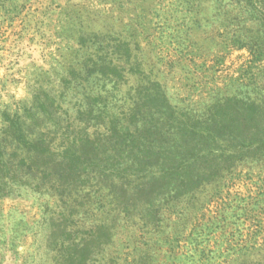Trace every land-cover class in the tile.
<instances>
[{
	"label": "rangeland",
	"instance_id": "374dc122",
	"mask_svg": "<svg viewBox=\"0 0 264 264\" xmlns=\"http://www.w3.org/2000/svg\"><path fill=\"white\" fill-rule=\"evenodd\" d=\"M0 264H264V0H0Z\"/></svg>",
	"mask_w": 264,
	"mask_h": 264
},
{
	"label": "trees",
	"instance_id": "16d2710c",
	"mask_svg": "<svg viewBox=\"0 0 264 264\" xmlns=\"http://www.w3.org/2000/svg\"><path fill=\"white\" fill-rule=\"evenodd\" d=\"M155 91V90H154ZM148 93H146L144 96L146 100H150L151 97H153V92L150 90H147ZM27 110L25 114L23 115H17L15 114L14 117L9 121L10 127L12 129H15V132L23 135H27L26 132V124L21 121L22 118L25 117H31L33 115H30ZM252 122L249 118L246 116H243V118H240L239 120H236L232 117L226 118L220 125L222 126V130L228 129L229 123L235 126L236 128L238 126L241 127H248L249 123ZM135 123V122H134ZM129 123L128 125L124 126H116L113 130H111V135L109 136L110 142L114 145V147H119L120 149L124 148L125 150H129L130 152L133 150H139V153L142 155H146L150 152V144L149 143V137H147V134H149L147 124L144 123L143 125V131L147 132L146 135H141V131L138 129L137 124ZM134 124V125H133ZM82 131V137L75 136L73 139H71L68 135H64L63 138H61L63 148L66 150V153L69 155H72V157H75L77 155L86 156V151L89 150L90 147H95L96 149L98 146L96 145V141L90 140V138L86 137V131L89 129V126L80 127ZM153 129L157 130L154 126ZM200 129L196 128V131L194 129H188L186 131L188 132H195L196 134H193L197 136L199 139H201L204 142H207L211 135V133L208 136H203L202 134H199ZM224 135H218L216 137V141L219 144H229L231 142H234L237 140V133L236 130L232 132V134L229 137H223ZM25 139V138H23ZM22 140V139H21ZM41 143L44 145L46 143L45 141H41ZM204 144L203 142H200ZM243 150V147H241ZM155 150H162V147H157ZM232 150V149H231ZM212 151V150H211ZM211 151L207 148H202L198 150L197 155L195 157H189L186 159L185 155L182 157V163H184L187 168L191 169V173L186 177L185 181L186 183H189L193 180H201L204 182L207 175L212 174L217 169L216 166V159L211 154ZM214 151V150H213ZM231 152V151H230ZM197 157H201V161L197 160ZM213 157V158H212ZM213 159V160H210ZM232 162H235V158H231ZM145 163V162H144ZM144 163H139L140 166H142ZM152 168V166L144 164L143 170L148 171V168ZM228 170V169H226ZM140 173H143V171H139ZM147 175V174H146ZM146 175H143L145 177Z\"/></svg>",
	"mask_w": 264,
	"mask_h": 264
}]
</instances>
